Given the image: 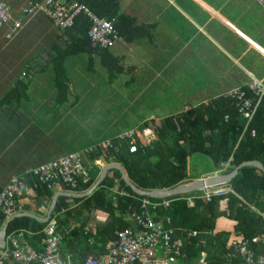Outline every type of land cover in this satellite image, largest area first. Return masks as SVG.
<instances>
[{
  "label": "crops",
  "instance_id": "1",
  "mask_svg": "<svg viewBox=\"0 0 264 264\" xmlns=\"http://www.w3.org/2000/svg\"><path fill=\"white\" fill-rule=\"evenodd\" d=\"M3 1L9 5L12 19L21 20L23 26L10 38L6 36L10 24L0 26V187L2 189L13 175L26 176L24 193L17 197L25 211L40 215L41 203L34 198L32 176L27 171L41 163L78 151L86 171V174L79 176L78 179L85 177L96 179L104 165L111 162L120 164L113 160L106 161L105 142L110 141L114 148L123 149L124 157L127 159H143L145 163L142 164L146 168L150 164L147 159L149 152L158 139L153 125L159 119L180 114L190 108L202 106L210 100L230 95L229 92L234 88H242L247 95H251L254 81L263 91L257 105L261 104L264 109V8L255 0H119L120 11L128 17H133L134 23L142 27V31L137 33L139 37H134L130 41L120 37L109 48L118 57L119 63L125 70L116 74L113 80H109L104 75L107 71L97 55H92L91 65L87 63V52L70 57L66 62V70L70 86L73 87L66 92L62 102H57L58 91L55 89L54 74L48 56L51 44L46 40L42 41L39 36L31 35L26 42L16 46L23 39L24 33L33 28L36 29L37 35L45 33L50 38L57 39H60L61 30L53 26L42 12L30 17L22 14L27 0ZM79 60V68H70ZM27 62L31 70L28 69L25 73ZM126 72L130 81L135 83L134 90L129 96L147 98L149 101L147 108L144 105L138 113L128 115L120 111L119 114H122L120 117L118 113L111 114L117 125L111 126L110 130L115 132H107L108 134H103L108 129L106 120L100 118L98 110L90 108V112H85L89 115L77 119L76 128H83L84 125L89 124L92 128L101 131L94 137L95 143L83 145L74 142L73 144L70 137L66 140L67 134L52 132L61 122L66 121L67 115H72L75 109L80 111L84 103L90 107L91 102L81 99L99 94L97 91L79 89L78 82H87L93 87L94 82L101 80L112 85L117 77H125ZM93 74H98L99 77H94ZM17 80L25 81L27 86L24 88ZM120 81L122 82L121 79ZM11 88L15 90L11 91ZM111 93L112 90H109L108 94ZM158 106L164 108L157 111ZM48 114H54L55 117L46 116ZM173 125L175 126L174 123ZM128 130H133L135 134L134 142L137 146L135 153L128 151L130 139L122 137V134ZM51 133L56 137L54 141L50 137ZM101 134L102 136H99ZM169 137L173 139L174 133ZM141 138L145 142L143 145L139 144ZM22 141L29 147L26 151L23 150ZM92 145H97L96 150H101L102 153L95 159L91 158L93 152L84 151ZM189 158L190 160L193 158L192 164L190 173L184 181L214 172H225L229 168L228 160L217 165L211 157L199 152L189 153ZM207 158L213 161L211 167L206 165ZM232 184L233 181L226 182L228 186ZM231 193L237 195L232 190L227 195L215 196L221 197L219 201L221 204L216 211L222 213L218 217V224L221 217H228V208L224 201ZM193 195L194 193H189L183 196L187 200ZM145 196L158 202L167 198L163 197L159 201L155 199L156 197ZM196 198L199 197L194 199ZM249 205L255 204L247 203L248 207ZM190 208L194 213L199 211L197 207ZM224 208L225 210L222 211L221 209ZM164 211L163 206H159L156 210L159 214H163ZM91 213L93 228L103 229L111 220V216L105 212L95 209ZM233 213L230 212V215ZM5 219L6 217H3L2 221ZM122 219L126 225L132 223L129 212L123 213ZM219 227L224 226L218 225ZM176 230L179 232L180 227L177 226ZM84 231H89L88 226ZM211 231L212 229L201 228L199 235L195 236L203 239ZM189 232L190 230L187 231L188 235ZM24 236L32 241L30 243L34 248L42 250L41 246H37L39 244L32 240L33 237L29 239ZM255 236L264 238L262 234ZM5 239V246L10 245L7 236ZM178 245L186 246L184 233L173 240L172 246L179 248ZM258 247L260 250L264 249V242H260ZM2 249L3 247L0 251ZM205 249L201 251L200 259L193 258L188 264H202L204 261L211 264L210 259L218 251V247L206 244ZM59 253L73 264H80L74 263L70 258L73 253L64 244H60ZM89 253L96 254V252ZM173 264H182L181 259L177 258ZM226 264L245 263L239 259Z\"/></svg>",
  "mask_w": 264,
  "mask_h": 264
},
{
  "label": "trees",
  "instance_id": "2",
  "mask_svg": "<svg viewBox=\"0 0 264 264\" xmlns=\"http://www.w3.org/2000/svg\"><path fill=\"white\" fill-rule=\"evenodd\" d=\"M33 1L40 2L43 0ZM62 1L67 4L74 1L82 3L98 17L110 19L118 35L117 40L121 37L125 41H130L134 37H139L137 33L142 31V27L134 23L133 17H128L120 11L118 8L119 0ZM46 17L57 28L53 20L48 16ZM90 26L89 17L84 12H79L75 15L73 24L70 27L63 30L58 28L62 33L60 35L61 40L54 37L50 38L45 33L40 34L44 35L43 38L39 37L42 41L46 40L51 44L48 56L54 74L55 89L58 91L57 102H62L65 99L66 92L71 88L66 70V62L70 56L87 52V63L91 65L93 62L92 55H97L109 75V80L125 70L119 63L118 57L109 49L111 46H102L89 37L88 30ZM28 69H30V64L27 62L25 73ZM19 81V84L24 88L27 86L25 81ZM14 90V88H11V91ZM247 92L250 93V91ZM235 100L231 95L218 97L204 103L202 106L190 108L180 114L161 119L155 127L158 139L149 152L147 159L150 164L146 168L142 164L145 163L143 159H127L124 157L123 149L114 148L113 144L106 148L104 153L106 161L119 162L124 167L129 179L142 189L167 188L184 181L190 173L191 167V160L190 158L187 159L188 153L199 152L209 156L217 165L228 160V171L243 160L260 159L264 163L262 158L264 157V109L261 104L257 105L246 127H244L243 116L238 113ZM225 115H227L226 118ZM173 117H177L179 120V127H176V129L172 122ZM172 133L175 135L173 139L169 137ZM139 144H145L142 138ZM101 154V150H95L91 154V158L95 159ZM22 180L23 187L17 193V197L24 193L26 176L22 175ZM94 180L93 177L78 179L77 190L84 191L88 189ZM232 181L233 191L237 195L231 193L224 201L230 212H236V214L228 216L234 221L230 228L229 225L217 228L218 217L220 214L222 215L220 211V213L216 212L221 204L219 202L221 197H212L210 201H204L200 198L194 199L193 207L199 208L197 213H194L189 207L183 196L186 194L177 195L172 201L175 225L180 228H187L183 232L186 238V246L178 245L180 249L178 258L181 259L182 264L190 263L191 259L198 257L201 251L206 250V244H210L206 242V237L199 239L198 236L188 235L187 231L190 229L196 231L201 228L216 229L215 237L221 239L218 246L222 250L220 253L217 251L213 254L210 259L211 264H223L222 262L226 264L239 260L240 258L236 252L231 257L227 255V252H234L239 240L250 239L255 234L264 235V216L255 213L247 206V203H254L260 211L264 212V173L253 165H244L238 169ZM32 186L35 194L34 198L41 203L40 214L44 215L54 192L33 176ZM116 186L124 188L129 193L131 192L130 194L135 197H142L126 185L116 169H109L99 186L85 197H58L52 216L62 234L61 244L71 250L73 254L70 258L74 263L82 264L89 252H96V254L104 252L114 237V230L126 226L122 214L139 209L138 200L132 196H120L116 202L110 201L108 188ZM155 199L161 200V198ZM92 209L105 212L111 216V220L103 229L91 226L90 211ZM221 210L223 211L225 208ZM76 222L79 224H76ZM44 224L29 216L16 217L8 223L7 233L21 229L30 230L35 233L33 240L38 244V240L43 234L41 230ZM86 225L89 231H84ZM37 246L40 247V245Z\"/></svg>",
  "mask_w": 264,
  "mask_h": 264
},
{
  "label": "built area",
  "instance_id": "3",
  "mask_svg": "<svg viewBox=\"0 0 264 264\" xmlns=\"http://www.w3.org/2000/svg\"><path fill=\"white\" fill-rule=\"evenodd\" d=\"M255 1L264 8V0ZM22 12L27 17L42 12L51 18L57 28L61 30L73 24L77 13L84 12L91 23L88 34L93 41L102 46H111L118 38L110 19L98 17L87 6L75 1L67 4L62 0H43L40 2L27 0ZM7 24H10L9 32L6 33L8 38L23 26L21 20L12 19L9 5L0 0V26ZM252 90L251 95H247L242 88H234L229 92L236 99L235 106L238 113L243 116L244 127L254 113L263 93L261 86L256 81L252 83ZM226 117L227 115H225ZM173 123L175 127H179V120L176 117H173ZM123 136L131 139L129 151H136L137 147L133 142L134 131L128 130L123 133ZM96 148V146H90L84 151L90 152ZM27 173L36 177L40 183L45 184L49 189L68 187L70 190L76 191L77 179L79 176L85 175L86 171L81 154L75 151L32 167ZM22 187V175H13L0 190V223L3 217L24 209L23 204L17 199V193ZM231 191V186L226 185V183L206 186L194 192L193 196L188 197L187 203L193 207L195 197L210 201L216 195H227ZM109 195L111 201H116L120 196L135 197L118 186L112 188ZM136 199L139 202V209L129 212L132 223L116 229L106 250L98 254L86 255L82 264H173L177 261L180 250L178 247H173L172 242L175 237L182 235L187 228H180L179 232L176 230L172 207V201L175 197H167L160 202L151 200L147 196L136 197ZM159 206L164 207L163 214L156 212ZM249 206L264 216V212L255 205ZM41 232L43 234L38 240V244L42 250L34 248L30 243L32 241L24 236L32 239L34 232L26 230L10 232L7 235L10 245L7 244L0 251V264H73L59 253L62 234L54 220L46 222ZM189 234L199 235V231L190 229ZM260 242H264L263 237L244 238L237 242L234 252L228 251L227 255L231 257L236 252L245 264H264V249L260 250L258 247ZM202 264L210 263L204 261Z\"/></svg>",
  "mask_w": 264,
  "mask_h": 264
},
{
  "label": "rangeland",
  "instance_id": "4",
  "mask_svg": "<svg viewBox=\"0 0 264 264\" xmlns=\"http://www.w3.org/2000/svg\"><path fill=\"white\" fill-rule=\"evenodd\" d=\"M13 19H17V18H13ZM35 30L36 29L33 28L29 32L24 33L23 39L20 40L16 44V46L17 45L20 46L21 42H26L27 39H30L31 35H32V37H38V36L40 38L44 37V35H37L35 33L36 32ZM3 55H5V53ZM76 57L78 58V56H76ZM124 64H125V62H124ZM79 65H80V60L77 63H74L72 66H70V68L71 67L72 68L73 67L79 68L80 67ZM93 75H94V77H99L98 74H93ZM104 75H105V77L108 78L107 73H105ZM105 77H103L102 80H104ZM120 79L122 80V82L120 81ZM125 81H127V82H125ZM78 86H79L78 87L79 89L80 88L89 89V90H93L95 92L97 91V92H99V94H94V95L88 96L87 98L81 99V101L86 100L88 102H91L90 107H88L87 104L84 103V106L81 108L80 111L75 109L72 112V115H67L66 121L61 122L57 127H55L54 132L52 131L53 133H56V134H61V133L67 134V136L66 137L64 136V137L66 138V140L68 137H70L73 144H74V142L82 143L83 145L91 144L95 141L94 137L96 136V134L98 132H101V131H98V130L92 128L89 124L84 125L83 121H81V124H83L84 127L83 128H76L77 127L76 124L78 123L77 119L84 118V115H89V113L85 114V112H90V110H91L90 108L98 110L100 112V118H102L103 120H106V124L108 125V129H106L105 133H103V134H106L107 132H111V133L115 132V130H110V127L117 125L115 123V121H113L114 118L111 117V114L118 113V115L120 117V116H122V114H119L120 111L124 112L125 115H128L129 113H136V112L138 113V111L143 109L144 105L147 108V105L149 103L147 98H134V97L129 96V93L134 90L135 83L131 82L130 78L127 77V72L125 73V77L124 76L117 77L114 80L112 85L107 84V81L104 82V81L98 80V81L94 82L93 87H91L90 83L83 82V81L78 82ZM109 90H112L111 94H108ZM162 108H164V106H158L156 109L158 111V110H161ZM46 116L55 117L54 114L46 115ZM160 120L161 119H159L157 121L158 124H159ZM157 123H155V125H153V126L156 127L158 125ZM53 133H51L50 137L54 141V139L56 137ZM99 136H102V134ZM22 142H23L22 143L23 150L26 151L29 147L24 143V141H22ZM191 161H192V159H191ZM205 162H206V165H208V166L210 165V167L212 166V162H213L212 160L207 158V160ZM207 162H208V164H207ZM189 193H194V191L189 192ZM198 209L199 208L197 207V210ZM227 210H228L227 216H229L230 210L229 209H227ZM252 210L255 213H258L257 210H254V209H252ZM234 214H236V212H234L231 215H234ZM228 218L229 217H227V218L221 217L219 219L218 225H220V226H228L229 225V228L232 227L234 221H233V219H231V218L228 219ZM215 231H216V229L212 230L209 234H207V236H206L207 239H205V240H207L206 242L210 243L211 245L218 246L221 239L220 238L218 239L215 237ZM221 250L222 249L218 246V251L220 252ZM199 256H201V254ZM199 256L196 258L200 259Z\"/></svg>",
  "mask_w": 264,
  "mask_h": 264
},
{
  "label": "water",
  "instance_id": "5",
  "mask_svg": "<svg viewBox=\"0 0 264 264\" xmlns=\"http://www.w3.org/2000/svg\"><path fill=\"white\" fill-rule=\"evenodd\" d=\"M187 159H189V153L187 155ZM244 165H253L257 168H259L264 173V163L260 161L259 159H252V160H243L239 164H237L235 167H233L228 172H214L211 174H206L202 177H197L194 179H189L186 181L179 182L171 187L167 188H152V189H142L138 187L135 183H133L129 177L127 176L124 168L118 164V163H108L103 166V169L97 176V178L94 180L92 185L84 190V191H65L60 190L56 191L50 200V203L46 209V212L44 215H37L35 213L29 212V211H18L10 216H8L3 222L0 227V248L4 247L6 244V233H7V225L8 223L16 218L21 216H29L32 217L40 222H46L50 219L52 212L55 208V205L57 203V199L59 196H68V197H85L94 191L99 184L104 180V178L107 175V172L109 169H116L119 171L122 180L130 187L132 191H134L137 194L140 195H148L150 197H156V198H163L168 196H174V195H181L185 193H189L192 191L199 190L206 186H211L215 184H221L231 181L235 175L238 172V169Z\"/></svg>",
  "mask_w": 264,
  "mask_h": 264
},
{
  "label": "clouds",
  "instance_id": "6",
  "mask_svg": "<svg viewBox=\"0 0 264 264\" xmlns=\"http://www.w3.org/2000/svg\"><path fill=\"white\" fill-rule=\"evenodd\" d=\"M177 118V117H176ZM178 119V118H177ZM135 135V134H134ZM122 137L123 138H126V137H124L123 136V134H122ZM129 139H130V137H128ZM133 140H135V137H133ZM107 142H109V144H107L106 145V148H109L110 146H112V143L110 142V141H107ZM134 142V141H133ZM130 143H131V139H130V141H129V146H130ZM135 143V142H134ZM105 144H106V142H105ZM97 145H99V144H97ZM97 145H96V147H97ZM92 146H94V145H92ZM137 147V146H136ZM98 148V147H97ZM96 148V149H97ZM95 149V150H96ZM95 150H92V151H90V152H88V153H92L93 151H95ZM128 151H129V147H128ZM136 151H137V149H136ZM136 151H134V152H130V153H135ZM111 163H113V162H111ZM230 171V170H229ZM225 172H228V170L227 171H225ZM17 175V174H16ZM232 181V180H231ZM230 182V181H229ZM228 183V182H227ZM46 186V185H45ZM47 187V186H46ZM47 188H49V187H47ZM113 187H109L108 188V190H109V192L111 191V189H112ZM202 189V188H201ZM231 189L233 190V188H232V185H231ZM51 191H53L54 193L56 192V191H60V190H65V191H73V190H70L68 187H63V188H60V189H50ZM200 190V189H199ZM76 191H79V190H77L76 189ZM196 191H198V190H196ZM196 191H194V192H196ZM53 193V194H54ZM185 194H189V193H185ZM143 196H145V195H143ZM216 196H219V195H216ZM108 197H109V200H110V195H108ZM215 197V196H214ZM111 201V200H110ZM48 207V206H47ZM47 209V208H46ZM21 211H24V209L23 210H21ZM92 211H95V209H92L91 211H90V218L93 216L92 215ZM46 212V211H45ZM15 213V212H14ZM40 215H42V214H40ZM10 216V215H9ZM8 217V216H7ZM6 217V218H7ZM49 220H54L53 219V216L51 215V217H50V219ZM48 220V221H49ZM48 221H46V222H48ZM3 222V221H2ZM2 222L0 223V227H1V225H2ZM46 222H44V223H46ZM76 224H79L78 222H76ZM45 225V224H44ZM44 227V226H43ZM85 227H87V225L86 226H84V229H85ZM43 229V228H42ZM22 230H26V229H22ZM9 233H6V236L8 235ZM4 248V247H3Z\"/></svg>",
  "mask_w": 264,
  "mask_h": 264
},
{
  "label": "bare ground",
  "instance_id": "7",
  "mask_svg": "<svg viewBox=\"0 0 264 264\" xmlns=\"http://www.w3.org/2000/svg\"><path fill=\"white\" fill-rule=\"evenodd\" d=\"M99 1V0H98ZM91 8V7H90ZM93 10V9H92ZM94 12V11H93ZM105 14V13H104ZM123 15V14H122ZM80 16V15H79ZM82 21H84V20H82ZM120 22H122V21H120ZM84 28V27H83ZM65 32V31H64ZM84 32V31H83ZM83 36V35H82ZM133 38V37H132ZM66 42V41H65ZM57 47V46H56ZM91 47V46H90ZM96 47V46H95ZM61 50V49H60ZM56 52V51H55ZM101 53V52H100ZM107 55V54H106ZM108 56V55H107ZM71 57V56H70ZM110 57V56H109ZM101 58V57H100ZM113 60V59H112ZM177 61V60H176ZM179 62V61H178ZM90 63V62H89ZM196 65V64H195ZM89 68H90V66H89ZM120 69V68H119ZM31 70V69H30ZM52 71V70H51ZM108 77H109V75H108ZM17 81H19V80H17ZM20 82V81H19ZM14 87H16V86H14ZM71 87H73V86H71ZM17 89V88H16ZM45 91V90H44ZM14 94V93H13ZM15 94H16V92H15ZM18 96V95H17ZM13 97V96H12ZM55 97V96H54ZM130 101V100H129ZM41 107V106H40ZM174 114V113H173ZM49 115V114H48ZM31 116V115H30ZM114 116V115H113ZM152 117V116H151ZM47 118V117H46ZM32 121V120H31ZM49 121V120H48ZM50 122V121H49ZM124 122V121H123ZM52 123V122H51ZM104 123V122H103ZM106 124V123H105ZM104 124V125H105ZM42 125V124H41ZM58 131V130H57ZM54 132V131H53ZM56 132V131H55ZM81 132V131H80ZM64 134V133H63ZM108 134V133H107ZM97 141V140H96ZM196 141V140H195ZM59 143V142H58ZM203 143V142H202ZM201 143V144H202ZM193 144V143H192ZM220 144V143H219ZM79 145V144H78ZM191 145V144H190ZM211 145V144H210ZM64 146V145H63ZM235 150V149H234ZM258 150V149H257ZM113 152V151H112ZM226 152V151H225ZM192 157V156H191ZM217 157V156H216ZM193 159V158H192ZM217 160V159H216ZM192 164V163H191ZM113 171V170H112ZM146 174V173H145ZM119 186V185H118ZM157 188V187H156ZM103 192V191H102ZM131 193V192H130ZM51 195V194H50ZM138 196V195H137ZM128 198V197H127ZM134 201V200H133ZM125 204H126V202H124ZM118 205V204H117ZM120 205V204H119ZM118 207V206H117ZM119 208V207H118ZM120 209V208H119ZM118 209V210H119ZM123 209V208H122ZM138 209V208H137ZM120 211V210H119ZM131 211V210H130ZM175 215V214H174ZM120 218V217H119ZM103 221V220H102ZM112 223V222H111ZM122 223V222H121ZM124 223V222H123ZM122 223V224H123ZM115 224V223H114ZM117 225V224H116ZM113 228V227H112ZM115 231V230H114ZM95 234V233H94ZM91 248V247H90ZM89 248V249H90ZM90 254V253H89Z\"/></svg>",
  "mask_w": 264,
  "mask_h": 264
}]
</instances>
